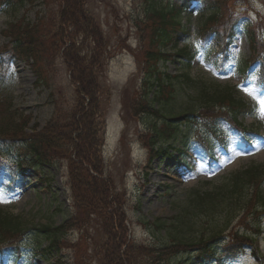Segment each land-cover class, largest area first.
Wrapping results in <instances>:
<instances>
[{"label": "rangeland", "instance_id": "374dc122", "mask_svg": "<svg viewBox=\"0 0 264 264\" xmlns=\"http://www.w3.org/2000/svg\"><path fill=\"white\" fill-rule=\"evenodd\" d=\"M2 1L0 0V3ZM83 1L85 8L101 29L110 55L104 62L101 78L104 90L101 107L106 124L103 157L107 165V175L115 185L112 195L119 197L122 202L119 213L121 231L125 235L123 240L126 242L122 251L129 249L127 244L133 242L142 247L148 246L149 251L153 250L155 258L147 264H216L215 261L200 262L193 250H186L169 260L163 259V255H157L159 250L155 248L170 242L166 236H169V231H177L178 223L173 217L177 214V206L180 205L178 200L185 196V192L197 187L212 189L219 185L224 177L250 165H258L260 172H263L261 179L264 191V104L261 103L264 101V86L258 80L259 63H251V42L248 40L247 30L245 31L250 24L248 29L255 34L256 47L264 53V1L226 0L225 18L229 19V22L237 18L240 23L230 48L233 56L225 66L219 65L213 59L216 51L213 41L208 43V47L213 49L212 56L201 48L198 29L207 14L198 9L192 12L189 21L184 18L186 25L190 26L188 42L198 52L191 67L187 69L189 74L208 83L230 85L237 96L253 108L251 112L240 114L238 119L256 133L243 137L224 111L201 109L198 107L200 103L195 104L194 99H191L194 94L189 93L179 96L175 103L172 101L173 106L169 109H173L171 112L178 111L180 106L185 107L180 105L182 100H187L191 104L188 108L195 110L197 107L196 111L200 112L199 124L193 125L194 121L191 122L190 128L184 130L185 141L181 145L178 142L173 144L174 147L179 146L181 151H175L174 147L167 143L166 147L172 146V155L155 156L151 163H148L149 147L144 143V139L148 138L147 131L152 128L154 122H161L155 117L147 116L138 120L125 119L124 109V98H131L139 91L146 73L143 68L141 30V26L144 28V24H150L146 14V1ZM156 1L162 4L168 0ZM57 3L56 0H34L14 8L6 6L0 11V51L4 50L2 55H5L7 50L15 54L17 50L14 49L11 38L20 28L24 29L26 22L36 24L43 14L47 15V25L44 32L36 33L37 36H43L45 32L64 30L59 25L60 19H54L55 24L49 21V18L58 12ZM69 31H73V27ZM25 38L30 40L28 36ZM184 41L180 39L177 47L184 48L188 44ZM49 42L48 38L36 42L38 45L35 52L43 76L49 78L50 87L35 85L37 76L31 65L32 58L12 57L10 64L0 69V77H5L7 81L6 87L0 84V113L3 110L2 102H9L8 95L14 105L11 112L0 114V126L8 121L5 115H11L10 119L15 118L11 122L12 125L26 124L19 135L30 137L42 131L55 111V105L49 96L52 90L55 92V98L62 100L64 110H70L77 98L76 86L70 80V68L62 56V50L53 49L48 45ZM181 60L179 57L169 59L166 65L161 63L160 68L167 69L170 74L182 73L185 70L180 68ZM247 63L248 70L243 72L242 65L247 66ZM8 138L0 136V209L19 217L25 227H40L47 223L58 225L62 217L72 219L68 227L77 226L63 233V244L58 255L51 258L40 256L38 251L33 250L34 245L28 242L29 245L24 247L21 256L13 254V250L0 254V264H103L110 237L118 234L115 229L111 234L108 233L109 216L88 215L86 211L77 209V197H74L70 188L68 162L63 158L54 157L51 153L49 155L52 158L49 156V162L41 168L42 172L30 168L12 184L13 179L8 167L13 165V161L22 152L23 141ZM114 217L116 222L117 216ZM157 221L173 222L172 229L168 228L164 233L155 225ZM244 221L249 222L250 228L255 223L249 218ZM261 222L262 234L248 245L249 248L239 258L227 260L226 264H264V216ZM236 224L244 229L237 220L234 225ZM235 227L223 234L215 244L218 248L216 255L219 254L220 247L223 249L228 246L233 236L239 234L238 227ZM204 230V237L207 238L208 230ZM196 231L198 230L193 232ZM33 232H30L28 240L33 239ZM47 243L48 241H43L42 245ZM206 248L210 249L211 245ZM132 250V257L139 264H143L146 261L142 255L143 250L139 246H134Z\"/></svg>", "mask_w": 264, "mask_h": 264}, {"label": "trees", "instance_id": "16d2710c", "mask_svg": "<svg viewBox=\"0 0 264 264\" xmlns=\"http://www.w3.org/2000/svg\"><path fill=\"white\" fill-rule=\"evenodd\" d=\"M33 1L3 0L0 3V10L6 6L14 8L16 5H25ZM56 1L58 12L51 16L49 21L55 24L54 19H60L59 25L64 30L45 32L43 36H37L36 33L44 32V27L47 25L46 14L40 16L36 24L26 22L24 29L20 28L11 38L17 52L11 54V51L7 50V53L2 55L4 50L0 51V69L8 66L12 57L32 58L31 65L37 76L35 85L50 87L49 78L43 76L38 55L35 52L38 45L36 42L48 38L50 40L48 45H51L53 49L62 50V56L68 62L70 80L76 86L77 98L70 110H64L62 100L55 98V92L52 90L49 96L55 105V111L42 131L30 137L18 134L25 128V123L12 125L11 122L15 118L10 119L11 115H5L8 121L0 126V133L6 135L0 134V136L23 141L22 152L9 169L13 177L17 178L18 174L30 168L42 172L41 168L49 162L50 153L56 158L66 160L70 188L74 197H77L75 201L77 209L86 211L88 215L109 216L108 233L111 234L114 229L118 232L114 237H110L103 264H139L132 257L134 246H139L143 250V258H146L143 264H147L155 258L153 250H147L148 246L142 247L132 242L127 244L129 249L122 251V246L126 243L123 240L125 235L121 231L122 223L119 213L122 202L119 197L112 195L115 185L107 175V165L103 157L106 124L101 107V96L104 92L101 78L104 62L110 56L107 41L100 27L85 8L83 0ZM145 1L146 14L150 22L149 25L144 24V28L141 26L143 68L146 73L139 91L135 92L131 98H124V109L125 119L138 120L147 116L155 117L161 122L157 124L155 121L152 128L147 131L148 138L144 139V143L149 147L148 163H151L155 156L172 155L170 148L176 142L181 145L185 141L184 130L190 128L189 124L193 121V125L199 124L200 112L196 111L197 107L195 110H192V107L188 108L191 104L187 100H182L180 103L185 107L180 106L179 110L177 108L178 111L171 112L173 109L169 108L173 106L172 101L175 103L179 96L194 94L191 99H194L195 104L200 103L198 107L213 112L224 111L229 116H227L229 121L236 126V130L242 129L244 132H249L250 129L238 119V116L251 112V105L238 97L230 85H221L218 82L208 83L202 78L192 77L187 69L191 67L197 49H194L190 43L185 48L177 47L179 39H187L190 33V26L188 27L183 19L186 18L189 21L193 12L190 10L194 4L200 3L202 6L200 9L207 14L198 29L200 39L205 46L208 40L214 37L223 54L220 60V64L223 65L229 59L227 51L237 33L238 25L237 18L233 22L225 18L226 0H168L162 4H158L156 0ZM185 15L188 17H184ZM71 27L73 31H69ZM25 36H28L30 40L27 41ZM248 37L254 55L251 62L262 60L259 79L264 82V53L256 47L254 32L248 30ZM170 47L175 51L170 50ZM175 57L182 59L180 68H184L185 71L170 74L167 69L161 70V63L166 65L169 59L172 60ZM242 67L243 72L247 70V66L242 65ZM0 84L6 87L5 77H0ZM8 97L9 102L1 104L3 110L0 114L11 112L13 109L12 99L10 95ZM159 138L162 141L158 142ZM167 143L172 146L166 147ZM206 144L210 151L207 141ZM174 149L181 151L179 146H175ZM262 175L263 172H260L258 165H250L224 177L221 183L212 189L197 187L185 192V196L178 200L180 205L177 206V214L173 217L178 223L177 231H169V236L166 235L170 239L169 243L156 246L158 249L155 248V250H159L157 255H163V259L169 260L186 250H193L197 253L199 260L214 261L218 252L215 244L223 234L235 229V226L238 227L237 224L234 225L237 219L238 224L243 225L244 229L238 227L239 234L236 233L233 236L232 242L223 249L219 248L217 261L221 262L223 256L225 258L238 256L249 244L255 242L263 231L261 226L264 216ZM114 215L117 216L116 222ZM246 218H249L251 222L255 221L251 228L249 222L244 221ZM71 220V218L62 217L58 225L47 223L40 227H25L19 217L0 209V251L9 244L13 246L16 244V248H19L22 244L28 246L32 243L33 250L38 251L40 256L51 258L53 255H58L63 244L61 240L63 233L77 226L68 227ZM155 225L166 233L168 228L172 229L173 222L157 221ZM203 229L208 230L207 238L204 237ZM195 230L198 231L193 232ZM31 231H34L31 235L33 239L28 240ZM41 239L44 242L48 241L47 245L43 246ZM207 245H211V248H206Z\"/></svg>", "mask_w": 264, "mask_h": 264}, {"label": "snow or ice", "instance_id": "6c2138e0", "mask_svg": "<svg viewBox=\"0 0 264 264\" xmlns=\"http://www.w3.org/2000/svg\"><path fill=\"white\" fill-rule=\"evenodd\" d=\"M245 91H248V90H247V89H245ZM249 94L251 95L252 93H251V92H249ZM261 103H262V104H264V101H262Z\"/></svg>", "mask_w": 264, "mask_h": 264}]
</instances>
